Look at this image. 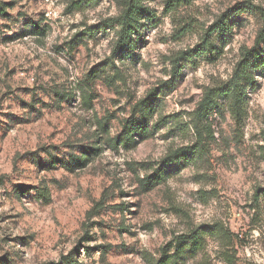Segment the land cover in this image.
I'll return each instance as SVG.
<instances>
[{
    "label": "rangeland",
    "instance_id": "obj_1",
    "mask_svg": "<svg viewBox=\"0 0 264 264\" xmlns=\"http://www.w3.org/2000/svg\"><path fill=\"white\" fill-rule=\"evenodd\" d=\"M129 1L0 0V264H264V69L195 118L264 0H139L116 53Z\"/></svg>",
    "mask_w": 264,
    "mask_h": 264
},
{
    "label": "trees",
    "instance_id": "obj_2",
    "mask_svg": "<svg viewBox=\"0 0 264 264\" xmlns=\"http://www.w3.org/2000/svg\"><path fill=\"white\" fill-rule=\"evenodd\" d=\"M237 11L242 12L243 10L240 9ZM149 15L150 13L141 6L139 0H130L123 11L116 18L110 20L113 26H117L116 44L114 48L116 53L130 46L133 42L134 34L138 31L140 20L143 16ZM262 15L264 20V14ZM221 27L222 30H224L223 23H221L220 26L214 27L211 33H219ZM263 39L264 30L259 32L254 48L242 50L240 59L235 65L230 80L226 84L215 90H210L205 94L195 113V118L199 122L206 120L212 112L218 108L217 99L220 97H226L229 100L232 114L239 118L240 113L243 111L247 90L255 84V72L264 69V48L261 50L257 48ZM200 51L202 52V50ZM178 73H175L176 77H178ZM153 103V99L141 103V108L139 110L141 111L144 122L140 124L138 122L134 124L131 123L125 134L127 137L126 140L132 137L134 133H142L145 130L146 120H148L153 113ZM190 159L191 158L185 154V150L178 149L168 155L165 159V164L166 166L176 165L188 162ZM158 179H160V176ZM178 255L179 253L176 252L175 257Z\"/></svg>",
    "mask_w": 264,
    "mask_h": 264
}]
</instances>
